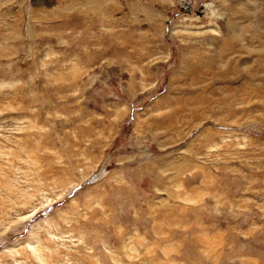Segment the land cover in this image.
I'll list each match as a JSON object with an SVG mask.
<instances>
[{"label":"rangeland","instance_id":"1","mask_svg":"<svg viewBox=\"0 0 264 264\" xmlns=\"http://www.w3.org/2000/svg\"><path fill=\"white\" fill-rule=\"evenodd\" d=\"M0 252L264 264V0H0Z\"/></svg>","mask_w":264,"mask_h":264},{"label":"bare ground","instance_id":"2","mask_svg":"<svg viewBox=\"0 0 264 264\" xmlns=\"http://www.w3.org/2000/svg\"><path fill=\"white\" fill-rule=\"evenodd\" d=\"M47 201H48V199H47ZM42 203V202H41ZM35 208H33V211L34 212H36L35 210H34ZM33 211H31V212H29L28 214H26V215H24V216H22V218L20 219V221L22 220V219H29V218H31L33 215ZM29 244V243H28ZM30 247H32V248H25L24 250H26V249H30V252L34 255V257L36 256V258L37 259H39L40 258V256L38 255V252H37V248H35L34 246H31V244L29 245ZM14 247V246H13ZM2 251H4V249L2 250ZM8 251H10V250H8ZM1 253V252H0ZM8 253H10L9 255L12 257V258H14L15 259V257H16V255H17V253H20V255H21V253L22 252H18V251H15V250H12L11 252H8ZM27 256V255H26ZM41 259V258H40ZM39 259V260H40ZM16 260V259H15ZM41 264H45L44 262H40Z\"/></svg>","mask_w":264,"mask_h":264}]
</instances>
